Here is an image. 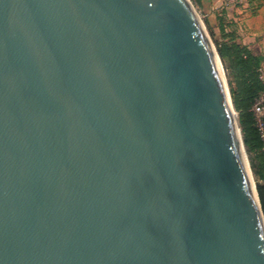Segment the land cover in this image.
I'll return each instance as SVG.
<instances>
[{"label": "water", "instance_id": "1", "mask_svg": "<svg viewBox=\"0 0 264 264\" xmlns=\"http://www.w3.org/2000/svg\"><path fill=\"white\" fill-rule=\"evenodd\" d=\"M0 264H264L189 0H0Z\"/></svg>", "mask_w": 264, "mask_h": 264}, {"label": "trees", "instance_id": "2", "mask_svg": "<svg viewBox=\"0 0 264 264\" xmlns=\"http://www.w3.org/2000/svg\"><path fill=\"white\" fill-rule=\"evenodd\" d=\"M218 30L221 41L215 40L216 49L227 74L245 150L256 177L262 182L256 185V190L264 216V150L251 111L254 102L264 93L260 73L263 59L237 42L234 34L227 32L225 25L219 24ZM262 120L264 124V116Z\"/></svg>", "mask_w": 264, "mask_h": 264}, {"label": "rangeland", "instance_id": "3", "mask_svg": "<svg viewBox=\"0 0 264 264\" xmlns=\"http://www.w3.org/2000/svg\"><path fill=\"white\" fill-rule=\"evenodd\" d=\"M189 2L215 48V40L221 41L218 32L219 24H223L227 32L234 34L237 42L245 45L253 54L262 57L260 73L261 79L264 82V0H189ZM211 32L213 35H211ZM222 66L230 93L223 63ZM260 97L264 99V95ZM246 155L256 186L262 182L256 177L247 152Z\"/></svg>", "mask_w": 264, "mask_h": 264}, {"label": "built area", "instance_id": "4", "mask_svg": "<svg viewBox=\"0 0 264 264\" xmlns=\"http://www.w3.org/2000/svg\"><path fill=\"white\" fill-rule=\"evenodd\" d=\"M262 95H264V93ZM259 98L254 102L251 111L253 113L255 126L259 131V135L263 143V150H264V124L262 120L264 116V99L261 97Z\"/></svg>", "mask_w": 264, "mask_h": 264}]
</instances>
